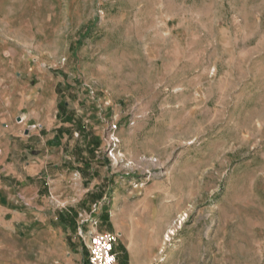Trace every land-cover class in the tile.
Wrapping results in <instances>:
<instances>
[{"label":"rangeland","instance_id":"1","mask_svg":"<svg viewBox=\"0 0 264 264\" xmlns=\"http://www.w3.org/2000/svg\"><path fill=\"white\" fill-rule=\"evenodd\" d=\"M2 89L16 134L71 163L50 208L106 178L138 264H264V0H0ZM23 202L0 264H86L78 234L29 241Z\"/></svg>","mask_w":264,"mask_h":264},{"label":"crops","instance_id":"2","mask_svg":"<svg viewBox=\"0 0 264 264\" xmlns=\"http://www.w3.org/2000/svg\"><path fill=\"white\" fill-rule=\"evenodd\" d=\"M2 92L5 94V89H2ZM6 98L7 94L0 101L2 103L0 106V222L2 227L8 226L9 219L11 217L15 219V212L20 211L21 202L25 201L31 205V219L27 221L28 226L32 228L42 227L41 234L30 235L29 241L44 242L55 248L63 231L72 232V236L78 234L77 214L79 210L75 206H70L69 209H53L46 205L43 200L55 195L60 203L64 202L66 191L64 180L68 174L65 169H67V164L71 166V163L64 161L62 155L59 157V161L56 156L53 160L51 155H48V150H43L48 144L42 135L47 130L45 128H35L32 134L31 130H27L24 132L25 138H20L16 134L17 127H12L8 123V116H10L8 109L12 106L10 100H6ZM39 146L42 148L41 152L37 150ZM45 152L47 155L44 154ZM105 180L102 181L98 189H89L84 197L80 198V210L88 212L93 204L99 203L101 209L96 214L98 225L91 227L90 232L121 233L120 240L116 245L118 264H138L135 258L134 240L128 234L131 228L128 225L124 201L118 196L112 199L111 206H109L104 200L107 194ZM91 183L92 181L88 180L85 184L86 188H89ZM35 198L37 205L33 206L32 200ZM70 210L72 211L70 217H73V222L75 221L73 229L69 228L61 217ZM11 227H14V224ZM85 228L86 225L83 229L85 230ZM69 240L73 242L74 239H67V241ZM11 241L14 240L11 239L7 242ZM140 264H150V262L143 261Z\"/></svg>","mask_w":264,"mask_h":264},{"label":"built area","instance_id":"3","mask_svg":"<svg viewBox=\"0 0 264 264\" xmlns=\"http://www.w3.org/2000/svg\"><path fill=\"white\" fill-rule=\"evenodd\" d=\"M100 204H93L91 210L79 212L78 216V235L83 244L87 247L88 256L86 264H118L116 245L120 240L121 233H98L84 232L83 227L88 223L95 226L98 221L93 217L99 210Z\"/></svg>","mask_w":264,"mask_h":264},{"label":"trees","instance_id":"4","mask_svg":"<svg viewBox=\"0 0 264 264\" xmlns=\"http://www.w3.org/2000/svg\"><path fill=\"white\" fill-rule=\"evenodd\" d=\"M68 89H69L68 90L69 94L72 95V96H74V97H76V95H77V92H76L77 87L76 86H70V88H68ZM62 90H64L63 89V85L58 84L57 87H56V93L58 94L59 97H61V95H64V94H62ZM58 108L60 109V113L61 114L66 115V122L67 123H69V122L76 123L75 122L76 121V119H75L76 118L75 113H73L71 110L69 112V108L67 107L66 104H63V105L59 104L58 105ZM80 123L77 122L76 124H74V126L75 127H78V129L80 128V133L81 134L82 133L85 134L86 133L85 132V128H82L81 127L82 126V123L81 124ZM71 214H72V211L70 210V212H66V214L61 215V217H62V220L64 221V223L69 228H72L73 229V227H75V221L73 222V220H74L73 217H70Z\"/></svg>","mask_w":264,"mask_h":264}]
</instances>
